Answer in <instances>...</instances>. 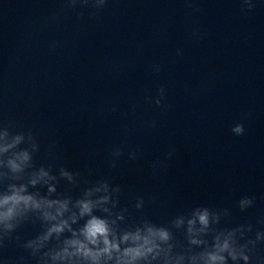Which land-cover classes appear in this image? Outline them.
<instances>
[{"label": "water", "instance_id": "obj_1", "mask_svg": "<svg viewBox=\"0 0 264 264\" xmlns=\"http://www.w3.org/2000/svg\"><path fill=\"white\" fill-rule=\"evenodd\" d=\"M191 3L110 0L102 19L78 9L83 20L72 11L51 20L61 0H25L8 121L37 134L38 164L92 180L114 176L132 219L142 215L132 205L143 196V214L157 223L204 204L233 210L222 226L255 224L264 216V0L247 14L241 0ZM160 86L167 89L164 107L154 103ZM237 123L245 126L242 137L231 132ZM117 145H126L125 156L113 172L110 150ZM156 161L167 167L154 172ZM245 195L256 206L241 213L236 202ZM35 233L25 225L19 234ZM4 255L27 253L13 246Z\"/></svg>", "mask_w": 264, "mask_h": 264}, {"label": "clouds", "instance_id": "obj_2", "mask_svg": "<svg viewBox=\"0 0 264 264\" xmlns=\"http://www.w3.org/2000/svg\"><path fill=\"white\" fill-rule=\"evenodd\" d=\"M109 3L61 0L60 9L50 19L72 11L83 20L84 13L78 9H91L89 18L102 19ZM186 3L192 7L191 0ZM256 8L257 0H241L245 14ZM57 47V41L49 44L52 51ZM177 55H183L182 51ZM153 70L158 75L162 67L153 65ZM166 99L167 89L160 86L154 103L164 107ZM146 102L152 104L153 97L148 95ZM231 132L242 137L246 129L237 123ZM57 148L55 142L48 145L50 157ZM125 148L117 145L110 150L113 172ZM139 151L128 152V159L135 161ZM40 152L41 142L33 130L12 120L0 122V264H264V216L255 224L222 226L233 217L231 208L199 204L157 223L143 214L145 198L136 196L132 207L142 215L132 219L129 207L121 206L124 189L114 184V176L92 180L80 170L52 162L38 164ZM174 154L173 148L166 159ZM166 167L165 161H156L153 171ZM255 206L254 196L245 195L236 202L241 213ZM25 225L36 229L31 238L19 234ZM13 246L27 255L5 256V250Z\"/></svg>", "mask_w": 264, "mask_h": 264}]
</instances>
